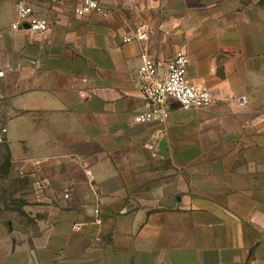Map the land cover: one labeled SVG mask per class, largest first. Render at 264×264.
<instances>
[{"label": "crops", "instance_id": "0c3cea01", "mask_svg": "<svg viewBox=\"0 0 264 264\" xmlns=\"http://www.w3.org/2000/svg\"><path fill=\"white\" fill-rule=\"evenodd\" d=\"M26 1L48 30L15 37L11 21L0 37V125L8 169L56 215L37 248L57 251L58 264H248L249 216L221 203L241 199L205 187H264V28L193 37L182 23L176 52L187 55L189 78L209 89L212 104L140 124L133 114L143 97L132 82L139 56L176 52L151 51L148 37L123 42L134 31L117 36L108 19L77 16L69 2ZM12 2L0 0L1 22ZM242 94L244 104L231 99ZM223 137L233 144L212 145ZM258 232L261 252L264 222ZM50 234L67 236L66 244L52 245Z\"/></svg>", "mask_w": 264, "mask_h": 264}, {"label": "rangeland", "instance_id": "374dc122", "mask_svg": "<svg viewBox=\"0 0 264 264\" xmlns=\"http://www.w3.org/2000/svg\"><path fill=\"white\" fill-rule=\"evenodd\" d=\"M187 2H197L200 6L197 9L189 5L186 7ZM100 4L105 11L100 17L109 20L117 36L119 28L122 33H132L139 29H136L137 27H142L146 33L144 37H148L151 51L169 56L179 49V37H183L185 33L182 23L185 25L186 20L188 32L193 37H227L246 32L259 34L264 28L261 23L264 17V0H100ZM12 7V10L2 16L3 22L0 20V37H8L10 33L7 24L13 21L16 15L13 2ZM13 33L17 35L15 37L34 36L16 30ZM238 96L240 95L231 99L235 100ZM213 144L231 145L233 141L229 137H223L212 142ZM7 166V151L4 144H0V264H58L54 257L57 251L46 252L37 248V240L46 236L44 230L56 216L51 203L30 200L25 195L27 189L31 188L28 187V180L15 171H10ZM192 172L194 173L189 170V174ZM205 188L211 191L209 193L222 192L220 194L223 196L212 194L216 198L226 199L225 197L229 196L241 199L221 203L236 207L241 216L244 213L249 216L247 225L250 228L247 227L246 232L252 247L248 253L249 258L247 255V262L249 264L250 258L258 256L256 264H264V251L259 252L256 246L259 243L258 225L264 222V187L253 184ZM237 189L242 194L246 192L251 200L243 201L242 196L232 194ZM188 193H197L196 188L188 187ZM69 225V221L65 220L61 227L68 229ZM48 236L56 247L66 244L67 236Z\"/></svg>", "mask_w": 264, "mask_h": 264}, {"label": "built area", "instance_id": "2783aa9c", "mask_svg": "<svg viewBox=\"0 0 264 264\" xmlns=\"http://www.w3.org/2000/svg\"><path fill=\"white\" fill-rule=\"evenodd\" d=\"M58 3H71L73 13L84 16L89 13L104 15L100 0H56ZM16 18L8 28L23 31L31 35L48 30L47 21L34 13L26 0H14ZM2 28H0L1 30ZM145 36L142 29L124 35L123 42L140 40ZM140 62L133 73L132 82L143 97V108L133 114L136 123L162 122L173 109H204L212 104V95L208 88L192 82L187 74L188 57L178 51L170 58H161L142 53ZM1 74V72H0ZM244 104L243 95L235 98ZM7 128L0 125V144L6 140ZM66 196V195H65ZM79 227L74 224L73 228Z\"/></svg>", "mask_w": 264, "mask_h": 264}, {"label": "water", "instance_id": "95a60500", "mask_svg": "<svg viewBox=\"0 0 264 264\" xmlns=\"http://www.w3.org/2000/svg\"><path fill=\"white\" fill-rule=\"evenodd\" d=\"M180 197L176 195L174 198L167 199V203L174 205L176 201H179Z\"/></svg>", "mask_w": 264, "mask_h": 264}]
</instances>
